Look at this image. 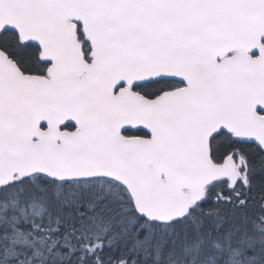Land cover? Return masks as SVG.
Segmentation results:
<instances>
[{
    "label": "snow or ice",
    "instance_id": "1",
    "mask_svg": "<svg viewBox=\"0 0 264 264\" xmlns=\"http://www.w3.org/2000/svg\"><path fill=\"white\" fill-rule=\"evenodd\" d=\"M0 264H264V0H0Z\"/></svg>",
    "mask_w": 264,
    "mask_h": 264
}]
</instances>
